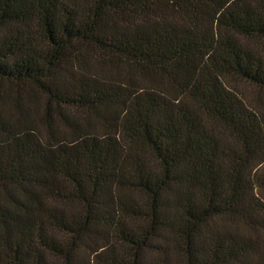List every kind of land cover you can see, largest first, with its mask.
Segmentation results:
<instances>
[{"label":"trees","instance_id":"trees-1","mask_svg":"<svg viewBox=\"0 0 264 264\" xmlns=\"http://www.w3.org/2000/svg\"><path fill=\"white\" fill-rule=\"evenodd\" d=\"M0 264H264V0H0Z\"/></svg>","mask_w":264,"mask_h":264}]
</instances>
